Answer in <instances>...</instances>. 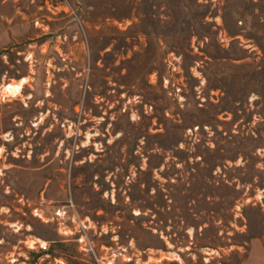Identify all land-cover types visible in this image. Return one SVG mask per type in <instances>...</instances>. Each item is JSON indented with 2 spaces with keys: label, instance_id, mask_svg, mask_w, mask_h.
I'll return each instance as SVG.
<instances>
[{
  "label": "rangeland",
  "instance_id": "374dc122",
  "mask_svg": "<svg viewBox=\"0 0 264 264\" xmlns=\"http://www.w3.org/2000/svg\"><path fill=\"white\" fill-rule=\"evenodd\" d=\"M0 264H264V0H0Z\"/></svg>",
  "mask_w": 264,
  "mask_h": 264
},
{
  "label": "bare ground",
  "instance_id": "6f19581e",
  "mask_svg": "<svg viewBox=\"0 0 264 264\" xmlns=\"http://www.w3.org/2000/svg\"><path fill=\"white\" fill-rule=\"evenodd\" d=\"M25 81H26V79H22L18 82L11 83V84L5 86L4 95L11 96V97L16 96L18 94V92H20Z\"/></svg>",
  "mask_w": 264,
  "mask_h": 264
},
{
  "label": "built area",
  "instance_id": "2783aa9c",
  "mask_svg": "<svg viewBox=\"0 0 264 264\" xmlns=\"http://www.w3.org/2000/svg\"><path fill=\"white\" fill-rule=\"evenodd\" d=\"M43 248L45 249V248H46V246H44ZM116 253H117V252H116ZM116 253H114V254H113V255H115L114 257H117V256H118Z\"/></svg>",
  "mask_w": 264,
  "mask_h": 264
}]
</instances>
